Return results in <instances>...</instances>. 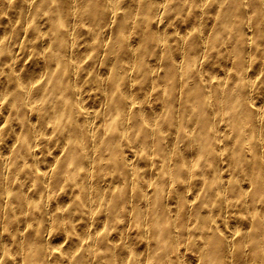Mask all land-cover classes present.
I'll list each match as a JSON object with an SVG mask.
<instances>
[{
	"label": "bare ground",
	"instance_id": "6f19581e",
	"mask_svg": "<svg viewBox=\"0 0 264 264\" xmlns=\"http://www.w3.org/2000/svg\"><path fill=\"white\" fill-rule=\"evenodd\" d=\"M0 264H264V0H0Z\"/></svg>",
	"mask_w": 264,
	"mask_h": 264
}]
</instances>
